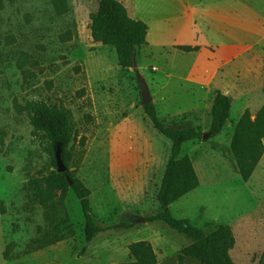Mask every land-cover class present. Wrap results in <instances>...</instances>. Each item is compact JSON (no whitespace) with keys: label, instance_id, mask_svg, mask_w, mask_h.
Wrapping results in <instances>:
<instances>
[{"label":"rangeland","instance_id":"obj_1","mask_svg":"<svg viewBox=\"0 0 264 264\" xmlns=\"http://www.w3.org/2000/svg\"><path fill=\"white\" fill-rule=\"evenodd\" d=\"M122 1L149 24L136 65H122L116 45L93 38L99 0H0V264L126 261L140 239L153 243L156 264H180L193 240L162 220L133 217L164 209L158 191L172 149L144 111V83L166 123L204 132L217 91L231 96L224 130L184 143L201 184L170 208L207 231L230 224L237 264H264V156L245 181L231 150L246 108L255 117L264 106V0ZM38 100L70 114L71 169L90 187L92 212L107 227L91 241L73 189L55 188L47 204L36 194L34 178L54 170L44 132L30 119ZM127 166L137 174L129 191L121 187ZM181 264L202 263L187 256Z\"/></svg>","mask_w":264,"mask_h":264},{"label":"trees","instance_id":"obj_2","mask_svg":"<svg viewBox=\"0 0 264 264\" xmlns=\"http://www.w3.org/2000/svg\"><path fill=\"white\" fill-rule=\"evenodd\" d=\"M148 32V22L131 16L122 0H99L98 10L92 15L93 38L105 44L116 45L122 65L134 64L136 48L148 42ZM177 46L184 51H192L199 47L194 44ZM79 92H85V88L80 89ZM231 108V96L219 89L212 108V123L205 131L207 132L205 136V132L194 125L166 123L153 100L144 104V111L151 118L154 126L172 142L171 155L158 191V198L164 209L148 215L147 220L148 222L162 220L193 240L180 254V264L187 256L199 259L202 264H237L231 253L237 237L230 224H220L215 229L207 231L193 223L191 218L178 217L171 208L165 207L200 184L191 155L182 154L184 143L220 134L230 117ZM88 117L92 119V114L88 113ZM30 119L37 130L44 132L48 141L46 150L51 155L54 166L49 176L34 178L36 194L39 195L42 203L47 204L56 197L55 188L73 189L81 198L85 216V235L86 239L91 241L107 227L99 224L92 212L90 187L71 169L74 159L72 141L76 138V134L70 114L63 104L51 105L44 100H38L32 107ZM86 139L87 135L84 134L81 143L85 144ZM231 150L243 179L250 180L264 156V106L255 117L251 109L246 108L236 124ZM120 226L122 225H112V227ZM129 248L131 259L105 264H156L159 260L153 243L148 239L133 241ZM6 255L8 257L9 253Z\"/></svg>","mask_w":264,"mask_h":264},{"label":"bare ground","instance_id":"obj_3","mask_svg":"<svg viewBox=\"0 0 264 264\" xmlns=\"http://www.w3.org/2000/svg\"><path fill=\"white\" fill-rule=\"evenodd\" d=\"M151 30V29H150ZM149 36V33H148ZM136 170H134V167L132 166H127L126 167V171H125V175L124 178L122 180L121 183V187L125 189V191H129V190H133V186H134V181H136L137 174ZM170 208V206H168Z\"/></svg>","mask_w":264,"mask_h":264},{"label":"water","instance_id":"obj_4","mask_svg":"<svg viewBox=\"0 0 264 264\" xmlns=\"http://www.w3.org/2000/svg\"><path fill=\"white\" fill-rule=\"evenodd\" d=\"M133 65H136V54H135V60H134ZM143 100H144V104L152 100V96L150 94L147 83H144ZM165 207L168 208V204L165 205ZM133 217H134L135 221H137V222H140V221L147 222L148 221L147 216H145V215H134Z\"/></svg>","mask_w":264,"mask_h":264},{"label":"crops","instance_id":"obj_5","mask_svg":"<svg viewBox=\"0 0 264 264\" xmlns=\"http://www.w3.org/2000/svg\"><path fill=\"white\" fill-rule=\"evenodd\" d=\"M182 154H184V153H183V151H182ZM200 184H201V182H200ZM200 184H199V187H200ZM198 189H199V188H198ZM195 190H197V189L195 188V189H194V192H195ZM191 192H192V191H191ZM187 194H189V193H187ZM187 194H185V195H184L185 197H184V196H182V197H181V199H184V198H186V196H188ZM189 195H190V194H189ZM178 200H180V198H179ZM178 200H176V201H174V202H178ZM172 204H173V202H172L171 204H169L168 206H170V207H171V206H172Z\"/></svg>","mask_w":264,"mask_h":264}]
</instances>
